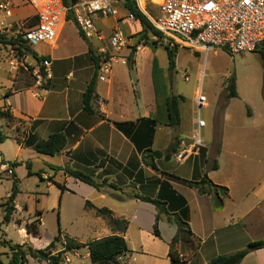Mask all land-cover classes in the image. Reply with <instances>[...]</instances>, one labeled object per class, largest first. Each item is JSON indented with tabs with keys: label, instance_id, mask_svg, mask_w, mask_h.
Masks as SVG:
<instances>
[{
	"label": "rangeland",
	"instance_id": "1",
	"mask_svg": "<svg viewBox=\"0 0 264 264\" xmlns=\"http://www.w3.org/2000/svg\"><path fill=\"white\" fill-rule=\"evenodd\" d=\"M5 1L12 3L13 10L10 18L0 15L1 110L8 112L3 107L6 93L24 90L37 82L41 86L46 85V79L39 76L43 70L40 68V62L32 57L33 51L39 55L38 57L41 53L48 52L54 56L56 53L59 56H65L73 51L72 44L80 42L85 46H91L101 65L102 62L95 51L98 43L81 38L72 20L66 22L61 38L57 42V51H51L48 46L43 44L28 48L22 42H18L12 46L10 43L32 24L34 11L26 5L24 0H0V2ZM140 7H142L141 2ZM148 11L152 12L151 15L156 13L154 8ZM120 14H123V11L120 10ZM102 24L103 22H99L98 26ZM105 24L109 25L108 22ZM116 27L125 35L128 44L119 51H113L112 55L127 50V65L113 64L109 77L114 78L116 88L119 90L114 92V96L127 101V117L133 119L139 114L140 118L138 117L139 119L134 124L140 123L143 130L149 131L150 137H154V145L157 147L160 145L161 135L164 133L172 134V132L180 131L187 133L190 122L196 116L194 99L200 90L206 99V106L199 112L200 118L205 122V128L201 133V139L205 146L200 149L198 158L204 160L203 156L207 148H211V151L212 148L214 151L221 150L219 156L216 157L220 167L217 172L210 170L212 157L210 163L208 162L206 165L204 163L202 168L208 171L207 177L209 178L208 175L211 177L209 179L223 182L226 185L224 187L230 190L233 199L246 194V200L249 199L250 204L252 187L264 180V67L260 51L232 55L224 49L214 48L204 52L181 45H170L161 37L143 31L138 23L131 25L125 20H121L119 26ZM58 36L59 32L56 40ZM139 44H142L143 48L136 53V46ZM166 46L174 53V69L172 70H169L168 67ZM133 59L135 62H132ZM79 61L81 69H86L87 62H89L88 56H81ZM134 63L136 66L133 68ZM73 70L75 69L70 67L69 61L53 63L52 67L55 80L61 87L66 88L70 82V79H67L68 72ZM231 78H234L235 81L237 97L228 99L226 86ZM154 84L157 87L156 91L159 92L158 95H162L161 98H164L165 95L182 97L183 100L179 102L182 120L180 127L166 128L162 119H158L157 113L152 116L150 104L153 91L151 85L154 86ZM40 91L44 92V90ZM156 107L158 108L157 102ZM116 111L117 113L113 112L112 116L119 119L117 121L127 118L123 114H119L121 111L118 109ZM145 111H149V116L144 115ZM162 111V109L159 110V114L161 113L165 120V112L162 113ZM27 121L25 118L0 119V133L5 137L4 141L0 143V159L2 164L10 165L13 170L12 175L0 171V264H7L11 259L8 244L12 246L26 244L25 246L32 248L33 245L31 246L26 240H23L20 234V228L24 227L23 222L39 219L41 223L40 238L34 247L41 250L59 234L61 240L67 237L84 244L93 241L100 233L101 224L106 221L103 218L84 216L78 198L70 196L66 192L61 197L60 189L55 184L41 178L42 173L50 174V164L55 162L50 156L40 155L33 150V144L45 137L44 134L40 136L33 130H27L28 133L26 131L22 145H19L12 136L16 129L25 131ZM112 123L117 124V122ZM118 124H123L125 128L130 127L133 123ZM29 125L28 123V128ZM186 135L188 139L185 141L189 143L191 133ZM139 139L141 140L142 137L140 136ZM177 151L176 149L175 152L177 153ZM175 152L170 151L169 160H162V164L167 165L171 170L176 169V175L179 177H190L194 168L193 158L184 164H178L174 159ZM60 176L62 175L60 174ZM13 179L16 181L17 187L13 202L17 211L8 223H4L1 204L11 194ZM233 203L235 206L237 205L235 200ZM18 219L22 221V224L18 225ZM128 231L133 241L131 246L136 247L138 245L136 228L129 226ZM3 242L5 245L2 244ZM61 247L60 242L56 243L57 251ZM180 247L181 245H178L176 249L181 256H187ZM154 248L158 255L163 254L161 242H157ZM133 251L140 253L138 248H134ZM133 258L134 264L153 263V261L149 262V259L146 262L145 257L134 256ZM29 259L28 264H44ZM70 259L74 260L73 256H70ZM65 263H67L66 259Z\"/></svg>",
	"mask_w": 264,
	"mask_h": 264
},
{
	"label": "crops",
	"instance_id": "2",
	"mask_svg": "<svg viewBox=\"0 0 264 264\" xmlns=\"http://www.w3.org/2000/svg\"><path fill=\"white\" fill-rule=\"evenodd\" d=\"M120 21L121 19L116 20L114 18L100 19L96 21V26L107 37L116 26H119ZM66 22L59 24V36L51 46L43 44L48 46L51 51L58 50L57 42L61 38ZM99 22H103V24L98 26ZM104 22H108L109 25ZM80 37L82 38V36ZM99 46L100 44H98ZM98 47H95V50ZM71 49L73 51L65 56H59L57 53L54 56L50 52L41 53V58H46L51 62V77L46 80V85L41 86L40 83H36L24 90L10 91V96L3 99V107L8 110L13 118H25L28 120L27 122L30 125L28 128V123H25L27 125L25 133L27 130H33L40 136L44 134L43 136L45 137L42 139H46L49 135L55 133L64 135L66 139L65 147L58 154L50 156L51 159L55 160L54 163L50 164V174H41L43 180L65 187L66 190L60 191L61 197L66 192L70 196L78 198L81 211L85 214L84 216L101 219L95 216L92 210L86 209L85 203L89 202L96 208L108 209L112 213L113 218L127 221V229L123 233L114 231L104 221L105 223L101 224L102 228L95 240L112 235L122 236L126 241L129 252L121 256L120 264H134V256L145 257L146 262L149 259V262L153 261L152 264H209L212 259L218 256L230 255L244 249L250 242L264 241V180L252 187L250 204L249 199L246 200V194L233 199L230 190H228V198L223 200L222 208L214 210L211 196L199 195L195 189L188 188L181 181L167 180L161 174L165 173L184 181H200L204 174H208V171L203 170L202 166L204 163L205 165L208 162L210 163L211 157L212 166L214 162L217 165V169L214 172L219 170L220 167L216 157L219 156L221 150L214 151L212 148L211 151V148H207L204 158L202 157L205 161L198 158L199 152L197 155L189 157L186 162L193 158L192 164L194 168L190 177L187 175V178L179 177L176 175V169L171 170L167 165L162 164L163 158L154 161L156 170L145 166L142 163V153L146 149L161 152L162 157H164L166 151H169L172 146H176V149L179 150L181 142L184 145L190 144V140L189 143L185 141L188 139L186 134L191 133L192 137L195 130V118L190 122L187 133L183 131L172 132V134L164 133L161 135L160 145L156 147L154 145V137H150L149 131L143 130L140 123L134 124L140 118V115L137 114L139 118L133 117V119L127 117V101L114 96V92L119 90L116 88L114 78L109 77L110 73L104 81L97 78L95 95L90 103L92 113L84 112L82 95L94 71L89 54V50L92 52L93 50L90 45L85 46L80 42L72 44ZM127 53V50H122L114 55L111 67L113 64L118 63L127 65ZM85 55L88 56L89 62H87L86 69H81L79 60L81 56ZM59 61H69L70 67L75 69L73 70L74 73L73 71L68 72L67 79H70V82L67 88L61 87L57 83L55 74L52 71L53 63ZM133 61L135 62V59ZM135 66L136 63L133 64V68ZM151 89L153 91L150 104L152 116L157 113L158 119L164 121L156 107V102L159 106L160 102H158V95H156L154 86L151 85ZM40 90H44V92ZM117 109L121 111L119 114H123L127 118L117 121L119 119L112 116L113 112L117 113ZM148 112L145 111L144 115L149 116ZM179 116L181 125L180 109ZM112 122H132L133 124L130 126L131 128L127 126L123 127V130H118ZM140 136L142 137L141 140L139 139ZM174 141L175 143H173ZM197 161L199 162L197 163ZM52 168H68L80 171L90 175L97 183L106 180L107 186L111 184L116 189L103 187L101 190H96L91 186L65 176L62 171H55ZM208 176L211 178L210 175ZM209 180L215 185L226 186L221 181ZM159 181L169 182L171 188L185 200L189 213V228L194 236L200 240L197 253L188 260L172 263L168 256V244L175 235L176 226L173 223H169L166 220V216L161 214L158 222L160 237H155L153 235V224L158 213L156 207L133 197L138 195L155 198L158 193ZM117 197H121L122 200H118ZM233 200L237 202L236 206ZM14 206L15 211L13 214L17 211L16 205ZM2 211L4 217V210ZM37 220L39 221V219ZM17 221L18 225L22 224L20 219ZM28 223L30 222H23L24 227L20 228V234L23 240H26L29 245H33L32 249L38 250L39 248L34 246L39 238H34L26 233L25 225ZM40 226L41 223L39 221V228ZM129 226L136 228V239L138 241L136 247L131 246L133 241L131 236H129ZM156 241L161 242L163 245V254L161 256L156 253L154 248ZM134 248H138L140 253L134 252ZM70 256H73L74 260H71ZM65 258L67 261L65 264H89L87 248L72 252L69 256L67 254ZM28 259L26 264H28ZM156 261L160 262L157 263ZM43 263L46 264L45 262ZM239 264H264V249L248 253Z\"/></svg>",
	"mask_w": 264,
	"mask_h": 264
},
{
	"label": "built area",
	"instance_id": "3",
	"mask_svg": "<svg viewBox=\"0 0 264 264\" xmlns=\"http://www.w3.org/2000/svg\"><path fill=\"white\" fill-rule=\"evenodd\" d=\"M24 1L33 9L34 15L32 24L21 34L22 43L29 48L39 44L51 46L56 40L59 24L65 22L67 15L71 14L72 21L83 38L100 44L95 51L102 62L97 70V78L101 81L109 76L114 61L113 51L125 48L128 40L117 27L106 37L96 26V21L114 18L132 25L137 23L134 16L124 8L126 0H67V6H64L62 0ZM131 1L151 27L170 45H181L204 52L220 48L232 55L264 50V0H142V8L140 0ZM12 7L10 1L0 2V15L10 18ZM152 8L156 11L155 15L148 11ZM120 10L123 14H120ZM142 48V44L137 45L136 53ZM40 68L43 69V76H39L49 79L51 62L43 59ZM194 102L195 130L190 144L184 145L181 142V148L174 156L178 164L197 155L205 146L201 139L205 122L200 118L199 112L206 106V99L200 90ZM0 171L13 174L10 166L2 164L1 159ZM121 258H118L119 262Z\"/></svg>",
	"mask_w": 264,
	"mask_h": 264
},
{
	"label": "trees",
	"instance_id": "4",
	"mask_svg": "<svg viewBox=\"0 0 264 264\" xmlns=\"http://www.w3.org/2000/svg\"><path fill=\"white\" fill-rule=\"evenodd\" d=\"M64 6L68 5L67 0H62ZM124 8L129 11L134 18L136 19L137 23L140 25L143 31L150 32L153 36L160 35L151 27L148 20L136 9L135 5L131 0H126L124 4ZM142 8V7H141ZM72 20L71 14H68L66 17V21ZM80 34V33H79ZM80 36H82L80 34ZM83 37V36H82ZM22 42L21 35L16 37V40L11 42L12 46L15 43ZM29 48V47H28ZM27 48V49H28ZM26 49V48H25ZM168 62H169V70L174 69V53L171 49L167 46L165 47ZM19 53L21 54L19 48ZM90 58L93 63V75L90 79L89 83L87 84L83 95H82V106L83 111L91 114L92 110L90 109V103L95 95V83L97 81V70L99 68L98 58L96 55L89 50ZM262 64L264 67V50L260 51ZM32 57L37 61L41 62L43 59L38 57L34 52H32ZM43 76V71L41 73ZM154 88L156 91V85L154 84ZM227 98L233 99L237 97L236 88H235V81L234 78L229 79L227 86ZM159 92L156 91V95ZM10 96L9 93L4 95V98H8ZM158 95V102H160V106H158V110H164L165 112V120L162 122L164 126L170 128H176L180 125V116H179V102L182 101V97L180 96H166L161 98ZM163 99V103H162ZM161 115V113H160ZM162 117V116H161ZM0 119L11 120L14 119L13 116L7 112L0 109ZM123 124H116L115 127L118 130H123ZM9 129V128H8ZM24 135L25 131H20L16 129L12 136L17 141L19 145H22L24 142ZM4 136L0 133V143L4 141ZM66 145V139L63 134L55 133L49 135L46 139H39L33 144V150L44 156H54L61 152ZM170 151L174 153L176 151V146H172L171 149L167 152L164 157H162V153L158 151H153L151 149H146L142 153V163L150 167L152 170H156V166L154 161L163 158L164 160H169L170 158ZM176 153V152H175ZM15 166V164H12ZM10 166V165H9ZM28 167V165H27ZM217 165L216 162L213 163L210 170H216ZM55 171H62L65 176L70 177L76 181L84 183L88 186L96 190H101L103 187H107L110 189H116L114 185H106V180H103L100 183L94 181V179L85 173L80 171L71 170L68 168H54ZM162 177H166L167 180L174 179L177 181H181L184 185L188 188L195 189L199 195H208L211 196V203L212 208L214 210H219L223 206V200L228 198V189L223 186H218L213 184L207 177L206 174L203 175L200 181L191 182V181H184L179 180L176 177L170 176L168 174H161ZM61 192H63L65 187L60 184H55ZM158 193L155 198L149 197H142L138 195H134L133 197L137 200H140L145 203H149L156 207L158 213L155 216L154 224H153V235L157 238L160 237V233L158 231V222L160 219V215L163 214L166 216V220L169 223H173L176 226V232L171 241L169 242V250L168 256L172 263H176L180 260H188L192 256H194L198 248L200 246V240L194 236L189 228L188 223V208L186 205L185 200L178 195L170 186L169 182L167 181H159L158 184ZM17 193L16 181L12 180V187H11V194L7 197L6 201L1 204L4 210V217L3 222L8 223L11 219L12 214L15 211L14 206V198ZM118 200H122L121 197H117ZM85 207L88 210H92L94 215L106 220L107 224L114 230L120 233L125 232L127 229V221L125 220H118L113 218L112 213L106 208H96L92 206L89 202L85 203ZM26 233L31 235L34 238H40V231H39V221L34 220L25 225ZM61 244V249L59 251L56 250V243ZM5 245V243H2ZM181 245L180 249L185 251L184 253L187 256H181L178 252L176 247ZM9 250L12 252L11 259L7 264H26L27 258L34 259L38 262H45L46 264H64L65 262V255L80 250L82 248H87L88 255H89V264H120L118 258L123 256L129 252L125 239L120 235H112L109 237H105L99 240H93L86 244L78 243L74 239H70L64 237L63 240L60 238V234L55 237L48 246L41 250H35L31 247L25 245H9ZM264 249V241H255L250 242L247 246L233 254L225 255V256H218L212 259L209 264H239L241 260L250 252ZM187 258V259H186Z\"/></svg>",
	"mask_w": 264,
	"mask_h": 264
},
{
	"label": "bare ground",
	"instance_id": "5",
	"mask_svg": "<svg viewBox=\"0 0 264 264\" xmlns=\"http://www.w3.org/2000/svg\"><path fill=\"white\" fill-rule=\"evenodd\" d=\"M140 2L142 3V0H140ZM142 7H143V4H142Z\"/></svg>",
	"mask_w": 264,
	"mask_h": 264
}]
</instances>
